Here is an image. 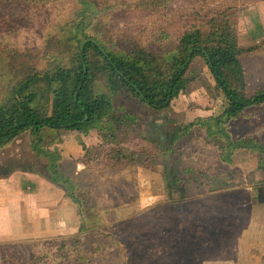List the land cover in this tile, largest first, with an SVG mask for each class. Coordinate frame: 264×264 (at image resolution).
Instances as JSON below:
<instances>
[{
    "label": "rangeland",
    "instance_id": "obj_1",
    "mask_svg": "<svg viewBox=\"0 0 264 264\" xmlns=\"http://www.w3.org/2000/svg\"><path fill=\"white\" fill-rule=\"evenodd\" d=\"M85 1L92 4L98 12L111 8L108 13L103 11L102 15L105 14V16H101L100 13L95 16V19H99L102 26L106 24L107 28L105 29L107 30L103 32L113 42V48L110 47L111 44L109 46L113 51L128 53L135 45L144 48L150 47L151 43L157 45H151V47L162 52L174 47L175 38H167L162 35L163 32L155 31L154 25L147 21V17L144 20H140L137 16L135 20L124 19L118 0ZM233 8L231 20L237 21V23L241 21L242 36L245 34L244 30L250 27L249 25L261 24L260 21H264V0H239L238 5ZM41 9L43 12L38 13L34 8L0 1V15L5 19V28L0 31V81L4 84L7 82L10 84L20 77L23 64H32L42 56L50 55L53 52L50 50L52 45L49 44L51 38L60 41L67 39V29L62 28L63 24L73 25L81 20L78 15L80 4L77 0H61L50 9L51 11ZM135 12L137 14V11ZM37 15H39L38 18H36ZM62 47H66V45L62 44ZM2 48H4V52ZM14 52L24 54L22 60L15 61L17 57L13 55ZM25 54H30L31 57L27 58ZM258 55L264 59V52H260ZM251 58L255 59L256 57ZM191 84L187 83L185 86L187 89L182 90L179 96V102L189 107L182 111L183 106H179V102H176L171 111V116L180 117L178 121L183 125L205 115L199 110L201 100L204 98L200 91V85L197 83L198 89L194 99L189 95ZM1 101L0 93V103ZM129 111L134 113L131 107H129ZM140 114L142 115L141 122L144 121L142 131L145 138L139 135L125 134L119 141L118 147L131 151L157 148V166L153 168L127 167L117 170L102 169L103 164L101 165V163L105 150L114 148V145L109 141L104 143L95 131L90 133L89 139L87 137H84L83 140L76 138L77 143L63 145V149H59L65 160L62 162L61 168L77 184L81 198L85 202L84 206L77 207L74 201H70L64 196L61 189L47 182L46 176L41 177L35 173L23 174L20 172L21 174H17L19 178L16 177V181L23 177L28 180L26 181L28 187L26 190H22L21 195H18L14 200L12 199L5 205L4 201L0 204V244L22 245L27 242H58L81 234L86 244L93 240L100 242L97 245L101 251L97 256H93V264H185L177 259L178 255H183L185 248L182 246L184 245L181 244L175 251L172 248V240L177 238L172 235L166 237L167 241H162L164 236L161 237V240L154 241L151 247L148 246L147 251L144 252H142V248L148 244L147 240L140 238L138 241L131 237L133 243L127 251L128 258L121 260L116 249L110 245H104L106 239H96L92 230L87 229L94 225L95 228H110L119 232L140 214L149 213L152 216L155 212H160L173 220L178 216L177 211L179 210L184 213L190 212L191 215L187 217L190 224L184 230L190 243L194 242L195 247L200 248L201 257H194L187 264H212L213 254L211 249L206 250L205 246L209 242L205 237L206 230L203 224L213 218L210 215L214 206L212 201L217 200L219 203L224 202L229 206L245 205L246 210L249 211L247 225L242 232L235 235L231 233L232 239L235 238L234 242L244 245L248 249L255 247L263 253L264 190L258 187L253 188V184L257 183V175L259 176L258 180H264V175L260 173V170L264 172V156L260 160L262 162L258 169L260 174H255L257 170L252 169L251 171L250 167L254 168L258 162L250 156L241 154L236 155L230 164V169L228 165L219 169L214 165V159L217 162L216 149L211 148L212 143L206 142L203 130L198 129V125H195L189 136L192 145H194L191 150L195 149L196 152L187 155L185 160L179 161L180 155L173 150L169 151L168 134H165L163 138L160 133V139L155 134L151 135L152 132H157V124L161 121L157 119L151 123L149 132H146L147 121L152 117L143 110ZM56 135L52 131L44 132L46 141L56 138ZM67 135V130L60 133L61 137ZM21 140L18 144L13 142L6 145L7 147L0 148V153H4V157L0 155V160L2 158L9 159L10 164L6 170L16 169L18 165L13 164L14 158L28 159V156L32 155L29 150V133L23 134ZM79 142H84L85 145L89 144L91 147V161L86 164L80 160L83 151ZM207 144H209V149L203 147ZM41 160L43 159L41 158ZM43 162L44 160L40 162L39 169L44 173ZM70 170L73 175L68 173ZM0 179L4 182H11L13 176L7 175ZM262 185L264 186L263 183ZM4 191L6 192L5 189ZM11 196V193L7 195V201ZM256 197L259 200L251 210L252 208H249L252 205L251 200ZM248 199L249 201H247ZM79 201L82 202V200ZM196 220L199 225L194 224ZM226 223H228L227 220ZM176 234L178 235V232ZM227 236L229 235L225 233L223 238H227ZM228 247L231 248V246H226L224 250H227ZM218 256L222 260L217 264H230L225 260L224 253H220Z\"/></svg>",
    "mask_w": 264,
    "mask_h": 264
},
{
    "label": "flooded vegetation",
    "instance_id": "obj_2",
    "mask_svg": "<svg viewBox=\"0 0 264 264\" xmlns=\"http://www.w3.org/2000/svg\"><path fill=\"white\" fill-rule=\"evenodd\" d=\"M77 1L80 4L78 15L81 20L73 25L68 23L62 25L63 29H67V39L60 41L51 38L49 44L52 45L53 49L50 46V50L53 52L50 55L42 56L35 63L23 64L20 77L12 83L4 84L0 81L2 97L0 103V148L13 142L17 143V140H20L18 142L20 143L23 134L28 132L29 150L32 152L28 159L21 160L20 157L13 159L15 163L17 161L24 163L22 167H16V169L6 170L10 164L9 159L2 158L0 160L2 162H0V178L7 177V175L13 176L11 182H4L0 179V204L4 201L5 205L18 195L20 196L22 190L27 189L26 181L28 180L21 177V180L16 181V177L19 178L17 174H21L20 172L23 174L38 173L40 162L44 160L42 168L46 170L48 180L53 179L56 182L55 186L62 190L64 196L73 201L66 194V188L70 186L71 193L79 202H74V204L77 207L84 206L85 202L81 198L77 184L61 168V164L65 160L60 150L63 149V145L77 143L76 138L83 140L84 137H87L89 139L92 131H95L100 138L101 136L94 128L90 129L88 133H84L80 129L79 124L88 121L87 115H84L81 122L63 123L60 121L56 116V111L61 95H73L75 101L82 100L78 107L83 103V100L100 102L108 114L99 118L97 121L99 125H104L106 121L114 123L122 115L132 117L139 136L142 138H145L142 131L144 121L141 122L140 112L141 110L146 111L152 117L147 121L146 132H149L151 123L159 119L161 122L157 124V132H152L151 135L155 134L159 138V134L162 133L164 138V135L168 134L169 151L177 152L180 155L179 161L185 160L189 154H195L196 150H191L194 145H192L189 134L192 127L198 125V129L204 132L206 142L212 143L211 148L216 149L217 162L214 159V165L219 169L225 165H228L229 168L236 155L241 154L250 156L258 162L254 168L250 166L251 171L252 169L257 170L255 174L262 173L264 175L262 170L260 173L258 172L259 166L262 165L260 160L264 156V59L258 55L260 52H264V21H260L261 24L249 25L250 27L245 29L244 36L238 37L236 50L231 56L223 55L222 52L226 49L221 50L220 54L214 53L213 55L193 53L190 50L184 63L179 67L178 76L173 82L174 89L168 92L169 95L163 101L151 104L139 93L138 96L133 93L132 89L129 91V87L126 85L123 87L118 77H123L127 82L129 80L125 77V72L118 68V64L122 63L120 58L127 57L129 60L131 58L137 60L136 56L140 55L143 58L154 59L153 61L160 65L169 53L178 54L176 51L178 42L175 40L174 47L163 52L151 47V45H155L152 43L150 47L144 48L135 45L128 53L113 51L109 48L110 44V47L113 48V42L103 32L107 30L105 29L107 28L106 24L102 26L99 19H95V16L100 13L101 16H105V14L102 15L103 11L108 13L111 8L98 12L92 4L85 0ZM118 1L123 18L135 20L137 16L133 4L135 1ZM107 15L110 16V14ZM62 44H65L66 47H62ZM2 51L4 52V48ZM13 55L17 57L15 61H20L24 54L14 52ZM25 56L31 57L30 54H25ZM113 68L117 75L112 73L111 69ZM187 83H192L189 95L194 99L198 89L197 83L200 85V91L204 98L201 100L199 110L205 115L201 116L202 119L198 118L183 125L178 121L180 117L171 116V111L172 106L179 102L181 91L187 89L185 87ZM170 87H173V84ZM62 100L67 101L69 98H62ZM179 106H183L182 111L189 107L180 102ZM129 107L134 110V113L129 111ZM6 122H8V128L4 127ZM18 123L26 125L31 123V125L17 136L12 137L15 132L10 133L11 127L17 126ZM3 130L4 132H2ZM66 130L68 135L61 137L60 133ZM49 131L55 132L57 137L46 141L44 132ZM79 144L83 151L80 160L83 162L84 148L91 149V147L89 144L86 146L84 142H79ZM208 146L209 144L203 147L209 149ZM209 151L212 153L211 150ZM163 153L165 155V152ZM0 155L4 157V153L1 152ZM50 157H53V165L68 182L56 181L54 179L57 176L55 170H52L51 173L48 171L49 164L46 160ZM23 168H26L27 172H24ZM68 173L73 175L71 170ZM258 179L257 175V183L253 184V188L258 187L264 190L262 185L264 180ZM54 181L51 182L54 183ZM9 193L12 196L7 201Z\"/></svg>",
    "mask_w": 264,
    "mask_h": 264
},
{
    "label": "trees",
    "instance_id": "obj_3",
    "mask_svg": "<svg viewBox=\"0 0 264 264\" xmlns=\"http://www.w3.org/2000/svg\"><path fill=\"white\" fill-rule=\"evenodd\" d=\"M0 1L34 8L39 13L43 12L41 8L51 11L50 9L61 0ZM238 3L239 0H220L218 2L213 0H136L133 4L137 11V17L140 20L147 17V21L154 25L155 31L163 32L162 35L167 38L174 37L178 42L176 47L178 54L169 53L165 59L163 58L164 61H161L160 65L156 64L154 59L143 58L140 55L136 56L137 60L121 57L120 62L123 64H118V68L125 72V77L129 80L127 82L123 77H118L123 87L126 85L129 87V91L132 89L133 93L138 96L140 94L153 104L163 101L169 95L168 92L174 89L173 82L178 76L179 67L184 63L190 50L193 53L200 52L213 55L214 53L220 54L221 50L226 49L222 52L223 55L231 56L236 50L238 42V23L231 20L233 7ZM38 17L39 15L36 16V18ZM4 28L5 19L0 15V31H3ZM111 71L114 73V68ZM114 74L117 75V73ZM172 84L173 87H170ZM73 97V95H61L56 116L63 123H72L81 122L84 115H87L88 121L80 123V129L84 133H88L90 129L94 128L104 143L109 141L110 144L114 145V148L105 150L101 163V165L103 164L102 169L117 170L127 167L153 168L157 166V148L131 151L127 148L118 147L119 141L125 134L139 135L132 117L122 115L114 123L106 121L104 125H99L97 123L99 118L108 114L101 103L83 100V103L78 107L82 100L75 101ZM62 98H69V100L63 101ZM29 125L31 123L27 125L18 123L17 126H12L10 133L15 132L12 137L20 134ZM4 127H9L8 122L4 123ZM84 149L85 155L82 160L86 164L91 161V149ZM46 162L49 164L48 171L50 173L55 170L57 176L54 179L56 181L68 182L53 165V157L47 158ZM50 180L54 181L51 178ZM54 183L56 182L54 181ZM70 190L72 188L67 187L66 194L75 203H79ZM258 200L257 197L251 200L252 205L249 207L252 208L251 210L254 209V204ZM212 202L214 206L210 215L213 218L208 223L203 224L206 230L205 237L209 242L205 247H207L206 250L211 249L213 254L212 264H217L222 260L218 256L220 253L225 254L224 258L230 264H264V252L261 253V250L255 247L248 249L246 246L234 242L235 238L232 239L233 234L242 232L247 225L249 211L246 210L245 205L234 204L229 206L225 205L224 202L219 203L217 200ZM177 212L178 216L173 220L162 213L160 214V212H155L152 216L149 213L140 214L119 232L110 228H95L94 225L87 229L92 230L96 239H106L104 245H110L116 249L121 260L128 258L127 251L133 243L131 237L138 241L140 238L147 240L148 244L145 242L147 245L142 248V252H144L147 251L148 246L151 247L154 241L161 240L163 236L162 241H167L166 237L172 235L177 238L172 240V248L176 251L181 244L185 248L183 255L177 256L178 261L187 264L194 257H201L200 248L195 247L194 242L190 243L184 230L190 224L187 221V217L191 215L190 212L184 213L179 210ZM198 220L194 224L199 225ZM225 233L229 235L227 238H223ZM98 243L100 242L93 240L86 244L82 235L77 234L58 242H27L26 244L22 243V245L0 244V264H93V256H97L98 252L101 251ZM226 246H231V248L228 247L227 250H224Z\"/></svg>",
    "mask_w": 264,
    "mask_h": 264
},
{
    "label": "water",
    "instance_id": "obj_4",
    "mask_svg": "<svg viewBox=\"0 0 264 264\" xmlns=\"http://www.w3.org/2000/svg\"><path fill=\"white\" fill-rule=\"evenodd\" d=\"M19 141H20V140H17V143H18ZM14 159H15V158H14ZM20 159H21V160H23V159L25 160V158H21V157H20ZM14 161H15V160H13V164L18 165L17 167H22V166L24 165V163H22V162L19 163V162L17 161V162L15 163ZM42 169H43V168H42ZM23 171H24V172H27V169H26V168H23ZM43 171H44V173L41 172V170H39V172H38V173H35V174H37V175H39V176H41V177L46 176L47 178H46V177H45V178H46L47 182H49L50 184H52L53 186H55V183H53V182H51V181L48 180V175H47L46 170L43 169Z\"/></svg>",
    "mask_w": 264,
    "mask_h": 264
},
{
    "label": "crops",
    "instance_id": "obj_5",
    "mask_svg": "<svg viewBox=\"0 0 264 264\" xmlns=\"http://www.w3.org/2000/svg\"><path fill=\"white\" fill-rule=\"evenodd\" d=\"M240 24H241V21L238 23V35L242 36V30H241ZM244 33H245V30H244Z\"/></svg>",
    "mask_w": 264,
    "mask_h": 264
}]
</instances>
